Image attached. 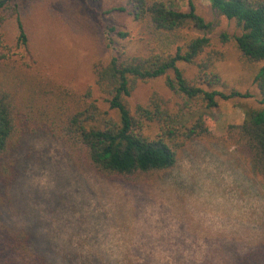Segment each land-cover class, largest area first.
<instances>
[{
	"label": "rangeland",
	"instance_id": "rangeland-1",
	"mask_svg": "<svg viewBox=\"0 0 264 264\" xmlns=\"http://www.w3.org/2000/svg\"><path fill=\"white\" fill-rule=\"evenodd\" d=\"M196 12L207 21L217 17L208 0H161ZM0 10V54L22 62L25 50L16 43L18 16L28 36L34 73L47 72L53 83L83 94L90 91L105 109L95 86L93 67L105 64V10L125 0H9ZM7 2V3H8ZM16 10L17 13L14 12ZM210 46L198 57L219 52L211 71L228 93L249 92L252 98L218 100L212 111L214 138L187 143L174 168L135 182L106 180L82 163L58 140L45 133L27 136L13 154L16 177L0 184V246L8 250L19 232L28 235L25 264L41 256L43 264H264V183L234 148L219 141L225 127L240 124L247 109L258 108L252 84L259 64L242 58L234 41V22L219 17ZM129 37L126 57L146 55L136 24L121 17ZM186 39L202 33L185 29ZM195 81L196 65L178 64ZM164 77L138 81L125 104L131 114L155 96L168 107L181 100L165 86ZM113 115V114H112ZM114 116V115H113ZM151 136L155 125L146 128Z\"/></svg>",
	"mask_w": 264,
	"mask_h": 264
},
{
	"label": "trees",
	"instance_id": "trees-1",
	"mask_svg": "<svg viewBox=\"0 0 264 264\" xmlns=\"http://www.w3.org/2000/svg\"><path fill=\"white\" fill-rule=\"evenodd\" d=\"M208 1L217 17L213 21L197 13L192 1L187 11L161 0H125L102 12L107 21L104 39L112 52L105 64L93 67V73L105 109L99 107L90 91L80 94L54 84L47 72L34 73L28 62V36L17 16L16 43L25 50L26 58L18 63L0 54V184L14 181L13 154L27 136L39 133L61 142L77 162L96 175L127 182L169 171L187 143L214 138L210 122L218 100L252 98L249 92L225 93L214 88L224 87L220 76L211 71L221 53L211 52L197 63L210 46L208 35L218 27L219 17L234 22L239 30L231 38L222 33L220 40L232 39L244 60L259 64L252 78L258 91V108L247 109L240 124L227 125L219 141L248 161L264 183V0ZM9 5H0V10ZM121 17L136 24L146 55L126 57L123 42L129 32ZM4 21V15H0V29ZM185 29L199 31L202 36L186 39ZM179 63L197 66L195 81L184 76ZM160 77L181 103L170 108L153 96L131 114L125 99L135 84ZM151 124L157 127L152 136L146 132ZM27 239V234L19 232L8 250L0 246V264L25 260ZM42 259L29 257L25 264H43Z\"/></svg>",
	"mask_w": 264,
	"mask_h": 264
},
{
	"label": "water",
	"instance_id": "water-1",
	"mask_svg": "<svg viewBox=\"0 0 264 264\" xmlns=\"http://www.w3.org/2000/svg\"><path fill=\"white\" fill-rule=\"evenodd\" d=\"M9 0H0V5L6 4Z\"/></svg>",
	"mask_w": 264,
	"mask_h": 264
}]
</instances>
